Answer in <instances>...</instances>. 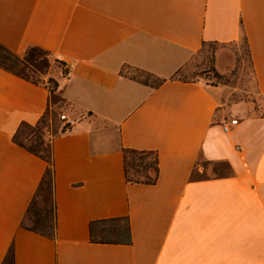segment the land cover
I'll list each match as a JSON object with an SVG mask.
<instances>
[{
    "label": "crops",
    "instance_id": "0c3cea01",
    "mask_svg": "<svg viewBox=\"0 0 264 264\" xmlns=\"http://www.w3.org/2000/svg\"><path fill=\"white\" fill-rule=\"evenodd\" d=\"M241 41L264 95V0H0V264L11 245L15 264H264V115L175 78L204 46ZM32 47L72 77H21ZM56 99L73 126L53 141L51 239L22 228L48 164L13 136ZM122 147L158 154L155 185L127 182ZM122 217L130 245L91 241V222Z\"/></svg>",
    "mask_w": 264,
    "mask_h": 264
},
{
    "label": "trees",
    "instance_id": "16d2710c",
    "mask_svg": "<svg viewBox=\"0 0 264 264\" xmlns=\"http://www.w3.org/2000/svg\"><path fill=\"white\" fill-rule=\"evenodd\" d=\"M23 64H31L36 68H41L42 65L44 67H50L51 64L64 65L59 60H54L48 52L34 47L27 49L23 58ZM133 71L135 73L131 75L132 78L145 85L158 87L164 82V80L155 78L151 74L138 70ZM137 73L141 75L139 76ZM18 74L34 83L42 82L30 78L20 71ZM216 75L219 76L217 71ZM183 81L189 82L188 80ZM48 83L50 84V90L55 92L58 87L57 82L49 78ZM57 100L52 105H56ZM52 122L53 111L51 106L37 123H22L13 136V141L28 152L40 157L48 164L42 181L22 221V228L54 239L57 228V211L55 201L53 141L62 133L68 132L72 128L63 126L60 131L52 133L50 131ZM121 151L124 156L125 177L128 183L155 185L158 182L160 169L159 157L156 152L138 151L125 147H122ZM90 236L93 243L130 245L132 243L130 220L127 217H122L91 222ZM2 264H15L14 245H11Z\"/></svg>",
    "mask_w": 264,
    "mask_h": 264
},
{
    "label": "rangeland",
    "instance_id": "374dc122",
    "mask_svg": "<svg viewBox=\"0 0 264 264\" xmlns=\"http://www.w3.org/2000/svg\"><path fill=\"white\" fill-rule=\"evenodd\" d=\"M223 49H227L228 51L220 57L219 67L223 69V67L227 65L229 68L227 72L220 73L217 71L216 67L217 54ZM234 55L236 59L235 62ZM57 66L58 64H51L50 67H44V65H42L41 68H36L31 64H22L19 71L32 79L43 81L50 73H54V69ZM216 71L219 76L216 75ZM130 73L134 74L135 72L130 71ZM137 75L140 76L141 74L137 73ZM176 77L193 82H203L209 86H225V90L229 91L231 103H245L253 114L264 115V95L261 94L257 88L243 41L226 48L217 44H208L204 46L200 52L192 56L186 66L176 74ZM64 110V103L58 99L57 104L52 106L53 122L50 126V131L52 133L60 131L64 126V122L61 119ZM201 164H203V162H200V165ZM217 171L218 170L213 167L212 173L214 174V172L216 173Z\"/></svg>",
    "mask_w": 264,
    "mask_h": 264
},
{
    "label": "built area",
    "instance_id": "2783aa9c",
    "mask_svg": "<svg viewBox=\"0 0 264 264\" xmlns=\"http://www.w3.org/2000/svg\"><path fill=\"white\" fill-rule=\"evenodd\" d=\"M63 72H64L65 77L67 79H70L72 77V74H73L72 66L68 63L64 64L63 65ZM47 84L50 87V84L48 82H47ZM61 119L64 122V126H66L67 128H72L73 122L70 121L69 119H67L65 115H62ZM237 124H238V120H235V119L231 120L230 122H227V121L224 122L222 124L224 132H226V133L229 132L231 130V128Z\"/></svg>",
    "mask_w": 264,
    "mask_h": 264
}]
</instances>
